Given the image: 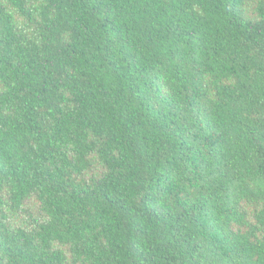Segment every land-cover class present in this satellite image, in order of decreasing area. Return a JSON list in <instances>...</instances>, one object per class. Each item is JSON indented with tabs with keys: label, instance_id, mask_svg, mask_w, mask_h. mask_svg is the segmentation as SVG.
Instances as JSON below:
<instances>
[{
	"label": "trees",
	"instance_id": "16d2710c",
	"mask_svg": "<svg viewBox=\"0 0 264 264\" xmlns=\"http://www.w3.org/2000/svg\"><path fill=\"white\" fill-rule=\"evenodd\" d=\"M0 264H264V0H0Z\"/></svg>",
	"mask_w": 264,
	"mask_h": 264
},
{
	"label": "rangeland",
	"instance_id": "374dc122",
	"mask_svg": "<svg viewBox=\"0 0 264 264\" xmlns=\"http://www.w3.org/2000/svg\"><path fill=\"white\" fill-rule=\"evenodd\" d=\"M253 5H248L247 7H246V10H247V13H248V15L251 17V16H253L254 14H253ZM16 21H17V24L18 25H21V22H22V19L20 18V17H18L17 19H16Z\"/></svg>",
	"mask_w": 264,
	"mask_h": 264
}]
</instances>
